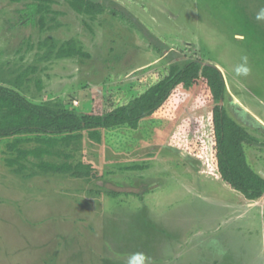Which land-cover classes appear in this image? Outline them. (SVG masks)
Wrapping results in <instances>:
<instances>
[{"label": "rangeland", "instance_id": "obj_1", "mask_svg": "<svg viewBox=\"0 0 264 264\" xmlns=\"http://www.w3.org/2000/svg\"><path fill=\"white\" fill-rule=\"evenodd\" d=\"M94 1L105 11L90 19L56 0L40 29L19 24L28 0H0V84L85 113L126 102L135 80L173 62L210 64L227 115L257 140L247 163L264 176V0ZM61 47L76 55L58 58ZM244 57L250 71L238 76ZM200 88L140 132L84 138L70 159H47L91 165L88 180L18 172L0 155V264H264V199L245 200L186 149L209 133Z\"/></svg>", "mask_w": 264, "mask_h": 264}, {"label": "trees", "instance_id": "obj_2", "mask_svg": "<svg viewBox=\"0 0 264 264\" xmlns=\"http://www.w3.org/2000/svg\"><path fill=\"white\" fill-rule=\"evenodd\" d=\"M64 1L76 14L90 19L105 11L99 1ZM55 2L28 0L20 10L19 24H38L43 29L45 17L55 13L51 8ZM74 55L76 52L71 47H61L57 52L58 58ZM199 82L201 88L194 105L196 108L212 106L207 113L209 133L207 141H195L194 149L186 147L188 153L197 159L207 158L210 172L245 200L264 199V178L247 163L245 152L257 140L227 115L222 105L226 86L221 71L196 60L176 61L154 73L152 78L135 80L126 102L106 107L94 103L85 113L33 102L17 89L0 84L1 159L18 172H24L30 164L43 173L88 180L94 175L91 165L47 159L61 156L70 159L64 151L84 138L100 144L112 133L140 132L147 120L150 123L156 115L171 116L185 100L186 93L195 92ZM199 124V120L194 122L193 133L199 132Z\"/></svg>", "mask_w": 264, "mask_h": 264}, {"label": "clouds", "instance_id": "obj_3", "mask_svg": "<svg viewBox=\"0 0 264 264\" xmlns=\"http://www.w3.org/2000/svg\"><path fill=\"white\" fill-rule=\"evenodd\" d=\"M258 20L260 19H264V10H262L256 17ZM244 60V63H242L241 65H238L236 68H235V73L239 76V75H248L249 74V71L250 69L246 66L247 64V58L244 57L243 58ZM137 255H140L141 256V260L143 261L144 257L142 254H137Z\"/></svg>", "mask_w": 264, "mask_h": 264}, {"label": "crops", "instance_id": "obj_4", "mask_svg": "<svg viewBox=\"0 0 264 264\" xmlns=\"http://www.w3.org/2000/svg\"><path fill=\"white\" fill-rule=\"evenodd\" d=\"M232 101H233V98H232ZM234 103V102H233ZM235 107V106H234ZM236 108V107H235ZM264 178V176H262Z\"/></svg>", "mask_w": 264, "mask_h": 264}, {"label": "water", "instance_id": "obj_5", "mask_svg": "<svg viewBox=\"0 0 264 264\" xmlns=\"http://www.w3.org/2000/svg\"><path fill=\"white\" fill-rule=\"evenodd\" d=\"M222 103H220V105H221Z\"/></svg>", "mask_w": 264, "mask_h": 264}]
</instances>
